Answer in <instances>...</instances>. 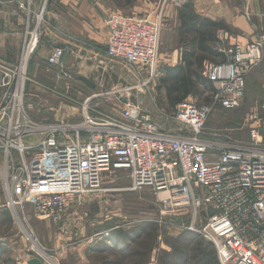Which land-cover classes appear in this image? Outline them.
I'll return each instance as SVG.
<instances>
[{
    "label": "built area",
    "instance_id": "1",
    "mask_svg": "<svg viewBox=\"0 0 264 264\" xmlns=\"http://www.w3.org/2000/svg\"><path fill=\"white\" fill-rule=\"evenodd\" d=\"M30 1L21 3L24 12H29ZM41 19L37 15L31 24L27 21L19 62L0 70L4 206L16 213L30 203L39 218L56 223L82 195L99 191L106 174L122 169L132 189L148 188L172 209L189 207L195 219L203 214L198 232L213 243L220 264H264V118L249 115L256 126L247 140L228 134L209 135L210 139L204 132L208 108L191 98L174 106L177 126L168 132L125 96L115 118L96 120L87 115L84 104V120L76 127L35 121L26 111L25 82ZM106 24L108 58L150 79L160 74L159 19L114 13ZM224 34L218 30L216 42L226 59L205 60L202 75L213 85L214 103L236 109L243 101L246 75L263 59L264 34L244 45L234 44L230 56L220 48ZM63 55V48L53 47L46 66H57ZM113 93L119 95L118 90ZM16 222L22 226L18 216Z\"/></svg>",
    "mask_w": 264,
    "mask_h": 264
},
{
    "label": "rangeland",
    "instance_id": "2",
    "mask_svg": "<svg viewBox=\"0 0 264 264\" xmlns=\"http://www.w3.org/2000/svg\"><path fill=\"white\" fill-rule=\"evenodd\" d=\"M82 1L92 4V0H77L75 3L78 5ZM179 1L181 3L178 4L177 0H135L143 7L136 13L130 8L129 1H115L122 8L121 15L160 20V74L150 79L135 67L108 58L106 42L101 45L81 39L84 41L82 47L89 49L88 52L72 46L71 38L79 42L80 38L75 35L70 38V32L62 24H57L55 31L50 28L52 21L47 13L50 5L65 12L60 0H34L37 7L33 11L30 5L29 12H25L27 21L31 24L39 15L42 18L39 40L44 36L45 27L47 32H56L59 37L57 43L61 44L58 47L64 49V55L54 67L37 63L32 76L27 74V70L31 71L34 64L29 63V69L26 67L25 107L29 116L37 121L76 127L84 120V104L87 105V115L96 120L115 118L123 107L121 98L129 96L150 115L153 122L163 130L174 132L177 124L173 119V105L166 97L161 78L166 67L175 66L181 60L183 49L177 39L176 12L185 0ZM114 13L117 12L106 15L105 23ZM106 28L108 35L107 24ZM217 43L218 40L214 49L219 52ZM232 47L227 44L224 34L220 48L230 56ZM209 61L222 62L220 58ZM246 78L243 101L236 109H223L216 105L212 83L210 89L199 79L194 80L190 94L182 97L191 98L196 105L208 108L204 127L207 138H213L209 135L226 134L239 140L249 138L251 128L256 126L248 119L249 115L258 113L262 117L264 113V64ZM114 90L119 91L118 96ZM5 202L0 179V249L4 251L0 264H23L28 256L38 257L43 264H166L172 245L180 247L187 243L181 252L185 253L183 258L176 259L174 264H199L195 240L184 241L185 237L197 238V234L202 238L198 229L203 224V214L195 219L189 207L172 209L160 202L148 188L132 189L126 170L106 174L99 191L82 195L56 223L39 218L29 203L22 212L17 210L15 213L4 206ZM16 216L22 219V226L17 224ZM24 228L36 244L28 238ZM153 228H156L155 232ZM181 235L183 237L177 241ZM202 239L213 246L211 241Z\"/></svg>",
    "mask_w": 264,
    "mask_h": 264
},
{
    "label": "crops",
    "instance_id": "3",
    "mask_svg": "<svg viewBox=\"0 0 264 264\" xmlns=\"http://www.w3.org/2000/svg\"><path fill=\"white\" fill-rule=\"evenodd\" d=\"M115 1L118 2V0H92V4H90L82 1L77 5L75 3L77 0H60V3L64 5L65 12L57 11L55 7L52 8V4L50 5L47 12L48 18L52 21V27L50 26V28L55 31L56 25L62 24L70 32V38L75 35L80 40L83 39L86 42L91 41L95 44L103 45L107 39L106 15L113 12L120 13L122 9ZM127 1H129V6L134 13L142 11L143 7L141 4H137L135 0ZM189 1L193 4L195 12L202 17L219 20L225 24L226 29L223 30L225 32V40L229 46L235 43L246 44L264 32V0ZM22 2H27V0H0V70L4 66L9 68L16 65L20 60L27 26V18L23 7H21ZM31 6H33L32 9L34 11L37 7L34 4V0H31ZM45 29L44 36L39 40L36 50L27 64V69H29L30 64H34L31 71L27 70V74L31 76L37 70L35 69L37 63L41 62L45 65L47 55L51 49L61 45L57 43L59 38L57 33L52 30L47 32L48 28L45 27ZM71 39L73 40V42H70L72 46H76L78 50L89 51V49L82 47L83 40L79 42L73 38ZM75 43H78V45ZM261 62L264 64V59ZM260 63L246 77H249L254 70L263 65ZM117 69L114 68L113 70ZM1 77L2 74L0 72V83ZM3 91L4 89L0 86V102ZM262 117L264 118V113ZM27 140L30 141L31 137L27 138ZM46 221L51 223L50 220ZM3 254V249H0V256ZM30 258L28 256L23 264H28L27 261Z\"/></svg>",
    "mask_w": 264,
    "mask_h": 264
},
{
    "label": "trees",
    "instance_id": "4",
    "mask_svg": "<svg viewBox=\"0 0 264 264\" xmlns=\"http://www.w3.org/2000/svg\"><path fill=\"white\" fill-rule=\"evenodd\" d=\"M177 39L182 46L180 63L175 66L166 67L164 76L161 78L165 87L166 97L170 104L174 106L181 102L184 96L190 94L191 87L195 79L205 82L208 88L212 89L211 83L202 74V63L206 59H225L224 54L214 49L216 43V31L226 29L225 24L219 20H211L202 17L195 12L191 1L183 2L177 9ZM213 90V89H212ZM179 93V95H178ZM176 94V96H174ZM156 231V228H153ZM197 238L185 237L184 243L195 240L197 262L199 264H220L216 255L215 247L211 243L204 241L197 234ZM183 237L179 236L177 241ZM181 241V240H180ZM187 244L178 247L172 245V249L167 253L166 264H174L175 260L182 259L185 253H181Z\"/></svg>",
    "mask_w": 264,
    "mask_h": 264
},
{
    "label": "water",
    "instance_id": "5",
    "mask_svg": "<svg viewBox=\"0 0 264 264\" xmlns=\"http://www.w3.org/2000/svg\"><path fill=\"white\" fill-rule=\"evenodd\" d=\"M28 264H43L42 261L38 257H32L28 259Z\"/></svg>",
    "mask_w": 264,
    "mask_h": 264
},
{
    "label": "bare ground",
    "instance_id": "6",
    "mask_svg": "<svg viewBox=\"0 0 264 264\" xmlns=\"http://www.w3.org/2000/svg\"><path fill=\"white\" fill-rule=\"evenodd\" d=\"M20 224H22L21 222H20ZM25 229V228H24ZM28 234H27V236H28V238H31V240L33 241V238H32V236L30 235V233L29 232H27ZM35 244H36V242L35 241H33ZM38 247V246H37Z\"/></svg>",
    "mask_w": 264,
    "mask_h": 264
}]
</instances>
